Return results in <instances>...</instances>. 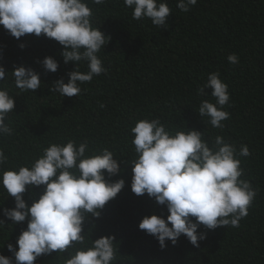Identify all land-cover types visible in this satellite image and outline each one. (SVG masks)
Returning a JSON list of instances; mask_svg holds the SVG:
<instances>
[{
    "label": "trees",
    "instance_id": "16d2710c",
    "mask_svg": "<svg viewBox=\"0 0 264 264\" xmlns=\"http://www.w3.org/2000/svg\"><path fill=\"white\" fill-rule=\"evenodd\" d=\"M85 2L92 10V26L108 38L97 53L106 71L91 82L80 83L77 97L50 91L61 78L67 83L68 73L76 69L75 63H64L63 46L43 34L17 39L0 25V66L6 71L0 89L15 101L5 120L12 133L0 135V149L7 157L0 173L31 167L51 144L73 140L77 146L87 141L86 156L105 148L112 151L122 171L111 177L105 172V179L125 181L98 218L87 216L84 245L41 255L34 264H63L77 249L91 247L102 236L114 237L117 258L113 264H264V0H197L188 12L177 7L178 0H162L171 10L162 28L149 18L134 20L133 9L123 0H106L103 5ZM231 54L239 57L238 63L228 61ZM45 57L58 62L55 73L44 69ZM19 66L37 72L41 88L35 92L17 88L11 72ZM78 70L87 72V62H79ZM213 72L228 85L230 95L223 108L230 114L222 122L223 129L213 128L209 118L198 113L201 101L216 103L210 88L198 93ZM142 119H159L173 134L199 131L209 147L219 135L236 148L243 169L240 179L256 191L239 227L200 225L198 233H204L205 239L199 247L182 234L175 245L166 241L163 249L155 237L139 229L145 216L166 219L169 214L166 205L157 204L146 193L137 196L131 191L130 162L137 158L131 128ZM242 146L249 148V156L239 155ZM43 191L44 186H26V204L31 206ZM14 207V198L0 184V220L4 222L0 254L13 261L7 245L18 250L16 241L28 224L4 216V209Z\"/></svg>",
    "mask_w": 264,
    "mask_h": 264
},
{
    "label": "clouds",
    "instance_id": "9594fccd",
    "mask_svg": "<svg viewBox=\"0 0 264 264\" xmlns=\"http://www.w3.org/2000/svg\"><path fill=\"white\" fill-rule=\"evenodd\" d=\"M91 2L103 5L106 0ZM123 3L133 9L134 20L149 18L158 28L167 26L171 10L162 0L159 3L158 0H123ZM196 4L197 0H178L177 7L188 12ZM91 17L92 10L85 0H0V25L13 37L43 34L63 46L65 64H76V69L68 73L67 83L61 78L50 88L63 97H77L80 83L91 82L94 76L106 71L97 53L108 43V38L92 26ZM227 59L232 64L239 62L236 54ZM82 61L87 62V72L78 70ZM41 63L46 71L58 70L54 57H45ZM11 74L21 91L35 92L41 88L40 76L31 68L19 66ZM5 77V68L0 66V81ZM205 88L212 90L216 103L201 101L198 113L208 117L213 128L223 129L222 122L230 115L223 110L230 99L228 85L218 72H213L198 93L203 94ZM14 108V97L0 89V135L12 133L5 120ZM131 133L137 154L130 162L131 191L137 196L146 193L157 204L166 205L169 213L166 219L145 216L138 225L157 239L161 249L166 247V241L175 245L182 234L199 247V241L205 239L204 233H198L200 225L207 229L239 227L240 220L248 215L256 191L250 182L240 179L243 169L233 145L218 135L209 147L203 133L187 130L173 134L159 119L138 120ZM87 149V141L78 146L73 140L66 144L53 143L31 167L0 173V184L15 201L14 208L3 210L4 216L14 223L28 221L27 230L16 241L18 250L11 243L7 245L14 261L0 254V264H34L41 255L64 253L70 247L85 244L82 232L87 216L98 218L100 210L125 186L123 179L115 182L105 179V172L111 177L122 171L112 151L105 148L99 154L86 156ZM250 154L247 146L241 147L240 156ZM6 160L0 149V165ZM26 186H44L43 193L31 206L23 198ZM0 225H4L2 220ZM116 258L114 237L102 236L92 241L91 247L77 249L63 264H113Z\"/></svg>",
    "mask_w": 264,
    "mask_h": 264
}]
</instances>
